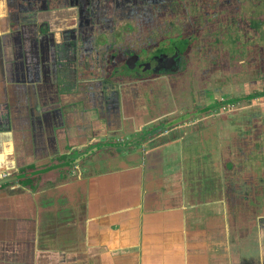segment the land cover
<instances>
[{
  "label": "crops",
  "instance_id": "0c3cea01",
  "mask_svg": "<svg viewBox=\"0 0 264 264\" xmlns=\"http://www.w3.org/2000/svg\"><path fill=\"white\" fill-rule=\"evenodd\" d=\"M7 11L0 0V180H10L0 186V264H264L261 195L231 224L217 168L203 174L195 171L201 165L143 144L97 148L108 119L59 102L64 89L57 88L52 63L44 72L32 61L16 65L3 39L20 28ZM254 22L264 89V11ZM35 78L51 84L53 103L32 93ZM259 105L263 114L264 96ZM263 121L255 147L261 180Z\"/></svg>",
  "mask_w": 264,
  "mask_h": 264
},
{
  "label": "flooded vegetation",
  "instance_id": "af4514ba",
  "mask_svg": "<svg viewBox=\"0 0 264 264\" xmlns=\"http://www.w3.org/2000/svg\"><path fill=\"white\" fill-rule=\"evenodd\" d=\"M58 1L59 0H5L6 11L8 9L10 10V13L7 11V14L13 17L12 19L15 21V24L20 28L18 36L5 35L3 39L5 48L13 47L16 65L32 61V63L40 65L42 72L48 67V63L55 65L56 74L54 79L57 88H59V91L64 89V94L61 95L58 101H62L63 105L68 106L73 112L85 109L87 113H95L108 119L109 126L106 131H102L105 140H103V142H96L97 145H103L105 142L107 143L106 145L123 142L138 145L141 142L144 146L146 144L145 147L147 149L158 147L164 149L166 155L175 152L176 155L174 159L179 163L183 161L184 163L187 162L188 165H194L193 159L196 157L197 164L195 165H199V167L200 165L202 166L201 169L196 167L197 172L200 171L203 174L208 173L209 175H214L216 173L215 166H218L215 163L217 162L215 160L216 155H207L209 152L205 153V155H201L200 152L192 155L191 152L189 153V150L191 151L194 146L205 142V139L200 137V135H205L209 127L208 125L214 126L215 132H217L218 135L221 126L222 131L224 130L222 138H225L224 146L226 149H223L222 155L218 153V155L222 157L218 158V161L221 166L224 188L226 192L229 193V198L231 195H234L239 199V201L237 200L239 203L240 201L246 202L244 200L245 198L248 199L247 202L253 200L254 194L248 198V195L246 196L242 193V188L247 187V181H245V175H243L244 171L252 169V163L249 164L245 157L246 144L249 138L246 139L243 135H249V132L246 130H250V128L253 129L254 141L252 150L254 152L253 155H255V161H258L255 147L259 144L258 140L260 136H257L256 133L260 120H264V113L262 114L259 107V99L264 96V89L261 87L259 77H251L244 81L232 79L233 81L231 83L229 82L231 85L228 83H222V85L216 84L220 87H214L215 85L213 82L212 85H209V82L206 86L204 85L202 88L198 87V89H196L194 98L190 94V100L192 101H190L189 107L192 106L193 101L201 100L203 95L204 98L212 99L213 97L217 98L221 96V100L232 101V99H224L226 94L230 93V88L239 92L247 87L249 93L242 94L240 100L243 102L253 100L254 107H252V109H246L245 115H241L238 121H234L233 118L227 119L226 121L224 120L223 113H229V111H214L207 107L204 108L205 110L199 112V114L204 113V116L209 115L213 118L216 115H222L220 121L216 122L212 119L203 122L193 121L191 119L196 117V115H191V112L185 109L182 115L179 114V117L172 121L159 123V116L156 122L153 123L154 125L151 124L148 129H145L144 126L141 125L133 134L127 137L115 132L121 129L114 128L111 121L119 119L120 99H122V97L123 100L132 107H134L135 103L141 101L136 90L140 83L149 82L156 78H179L178 76H184L187 72V68H190L192 64L198 66L200 63H193L192 56L197 55L203 48L195 47L196 50L194 51L191 45L198 37L204 36L209 39L213 37V41L209 44H214V50L216 49L218 52V54L216 53L217 55H214V53L208 51L207 48L205 56L208 58H206L207 61L205 63H202L204 67H206V70H204L205 72L214 73L215 76L221 74L220 76H222L221 78L224 80L223 69L225 68L227 69L229 67L231 69H236L238 67L241 69L246 68L247 70L251 68V61H253V59L257 61L255 58L259 56V50L258 47H256V42H259V37L255 33L257 25L254 22V17L256 14L263 13L264 0H208L209 2H207V0H177L179 4L175 3L172 4V6L165 5L163 8L164 11L161 9V12H163L162 15L164 16L161 23L170 27L177 26L179 34L174 35L173 40L175 41L181 38V41L183 40L184 43L182 42L183 44L180 43L179 45L175 44L176 42H171V39L163 38V41L156 42L157 45L152 51H150L149 48L147 51L135 50L132 44H130V33L127 28L121 32L111 30V32L108 33L111 35L110 39L108 41L103 40V32L91 29L93 25L85 18L79 20L77 17V19H75L81 22V26L80 24H76L78 25L77 28H73L75 25H65L64 28L57 29L55 16H59L58 12L63 14L73 8L79 15L81 8L82 13H86L83 6L84 2L88 3L89 6L95 5L93 8L94 10L100 3V1L97 2V0H79L80 2L76 0L74 6L71 7V0H60V3ZM117 1L119 2V0ZM23 3H26V5L23 6ZM208 10H210L209 13L207 12ZM29 11H31V13L29 16H26V12ZM127 12H130V9H127ZM50 16H52L53 25L49 23L51 22L49 19ZM209 16L211 17L209 18ZM53 30L54 32H52ZM206 45L208 46L207 43ZM159 47L162 48L158 49ZM204 50H206V48H204ZM253 56L255 58H252ZM214 66L219 67L217 71ZM33 70L34 68L32 71ZM233 76L237 77L236 74ZM35 80L36 83L32 87V93H37V95L38 93L41 94L43 97L41 101L45 100V102L49 103V101H51V103H53L55 95L50 97L47 95L48 89L51 88V84H48L46 80H42L41 82H38L36 78ZM147 92V96H149V93L155 91L147 90ZM250 92L253 94L251 95ZM160 95L165 99V92L161 91H157L154 98L158 99ZM141 96L143 98V95ZM147 96H145L144 100L146 99L148 103L149 100ZM58 101H56V103H58ZM169 101L170 99H165L163 103L167 104ZM182 102L185 101H181L180 98L177 97L175 100L173 99L171 106L165 107L162 110V117L167 116L168 113H172L174 109L178 110L177 104ZM173 103L176 107L172 106ZM222 103L223 102L218 104ZM213 104L214 103L211 104L212 107ZM42 105L43 102H41L40 105L38 104V107ZM187 114H189L190 120H188V118L184 120V117H188ZM42 124L44 126L45 122ZM171 125L174 127L170 129H175L177 131L171 132V130H168L169 127H172ZM184 126L186 127L185 131H180L181 129L179 128ZM158 128H166L167 130L165 129V132H158V135L150 136V133L158 130ZM233 128H235V130L232 131ZM169 131L173 136L170 139H165V136L170 133ZM234 136L241 139L242 137L244 138L243 142H234L236 144L234 147L236 148L229 145L231 141H235V139H232L235 138ZM155 138H158V141L152 143ZM151 143L153 144L152 147L147 146V144ZM123 146L124 145L117 149H123ZM235 149L238 150V159H233L236 162L229 164L230 158L233 156V150ZM84 151L83 153L85 155L86 151ZM108 151L111 150L108 149ZM203 157L207 159V164L202 161ZM227 158H229V163ZM241 162L243 163L242 166ZM168 164L171 165L170 162H168ZM213 165L214 169L212 167ZM24 175L25 174H23V176ZM254 176L255 182L253 181V175L250 177L246 176L248 179L251 178L255 183V187L252 184V191L253 187L255 191L258 188L262 190L264 188L263 178L262 180L260 179L259 172L257 174L256 170ZM4 179H8V177L4 176L1 180ZM239 181L240 184H237ZM243 181L245 182L244 185L242 183ZM21 182L26 183L27 179H23ZM6 184L7 183H4L0 186ZM239 190H241V192H239ZM231 200L230 198L229 210L232 224V219L234 218L233 214L237 213H235L236 206H231ZM233 235L234 233L231 232V237Z\"/></svg>",
  "mask_w": 264,
  "mask_h": 264
},
{
  "label": "rangeland",
  "instance_id": "374dc122",
  "mask_svg": "<svg viewBox=\"0 0 264 264\" xmlns=\"http://www.w3.org/2000/svg\"><path fill=\"white\" fill-rule=\"evenodd\" d=\"M71 0L70 4L71 7L74 6V3L76 0ZM79 1V0H78ZM99 6L95 7V10L93 9L95 5L89 6L88 3H83V6L85 8V12L86 13H82V8L80 11V14L78 15L77 12H75V9L71 8L70 11L68 12H64L63 14H60V12H58L59 16H55V22H57L56 24V28L60 29V28H64L65 25H75L73 28H77V26L80 24L81 26V22H78L77 17L80 19H87V21H89V23H91L93 25V27H91V29H94L95 31H102L103 35H102V39L103 40H109L111 35L108 34L109 32H111V30H117L119 32L126 30L125 28L128 29V32L130 33V44H132L133 48L137 51H147V49L149 48L150 51H152L155 47H156V42L159 41H163V38L165 39H171V42H176L175 44H179L180 43H184V41H181L180 39H176L175 41L173 40V36L174 35H178L179 31L177 30V26H165L161 23V21H163L164 16L162 15L163 12H161V9L163 10V8L166 6H172V4H179V2L177 0H119V2L117 0H97V2H99ZM60 3V0L58 1ZM80 2V1H79ZM207 2H209L207 0ZM57 3V2H55ZM39 4V3H36ZM95 4V3H94ZM26 3H23V6H25ZM127 6V7H126ZM34 7V6H33ZM32 7V8H33ZM127 9H130V12H127ZM164 11V10H163ZM204 11V10H203ZM210 10H208L207 12L209 13ZM154 12V13H153ZM31 13V11L26 12V16ZM63 15V16H61ZM52 16L49 17V19H51ZM211 16H209L210 18ZM78 24V25H76ZM63 26V27H62ZM110 35V36H109ZM113 35V34H112ZM178 38V37H177ZM213 41V37L212 38H206L204 36L202 37H198V39H196L191 45L194 49V51L196 50L195 47L197 48H203V50L201 52H199L197 55H193V63L196 62L197 64L200 63L198 66H194L192 64V66L190 68H187V72L184 74V76H178L179 78H156L152 81L149 82H144V83H140L137 86V92L139 94V98H141V101H138L137 103L134 104V107L130 106V104L126 103L122 99H120V112H119V119L117 120H113L112 122V126L114 128H119L121 130L115 131L118 132L120 134H123L124 136H129L130 134H133L135 132L136 129L139 128V126L143 125L145 129H148L150 127L151 124H153L154 122H156V120L158 119V117L160 116V120L158 119L159 123H163L164 121H172L176 118H178L179 114L182 115L185 112V109L189 110V112H191V115H196V117H193L191 120L193 121H199V122H203L205 120H214L216 122L220 121L222 115H216L214 118L212 116H204V113L199 114V112H201L202 110H205L204 108H209L212 109L214 111H218V110H226L229 111V113L225 112L224 114V120L226 121L227 119H231L233 118L234 121H238V118L241 115H245V110L246 109H252V107H254V103L253 100L249 101V102H243L241 101L240 97L242 94H247L249 93V89L246 87L245 89L240 90L239 92L236 91L235 89H231L230 93L226 94L224 99H232V101L228 100H221V96L220 97H213L212 99L209 98H204V95L202 96L203 98H201V100L199 99L198 101H193L192 102V106H190V100L191 96L190 94L193 96L196 95L195 91L196 89H198V87H203L204 85L206 86L209 82V85H212L214 83V87H216L217 85H222V83L226 84H230L233 80L232 79H239L241 81L247 80L251 77L254 78H258V75L260 73V71L257 69L256 70V65L257 63L255 62L256 60L253 59V61H251V65L248 70L245 69H241V68H236V69H231V68H225L223 69V75H224V80H222V76H220L221 74H218V76H215L214 73H208L205 72L204 70H206L204 67V64L207 61L206 58H208L207 56H205V52L207 51H212L214 53V55L218 52L215 49L214 50V44H209ZM182 43V44H183ZM206 43L208 44V46L206 45ZM231 46V45H230ZM162 47H159L158 49H160ZM164 48V47H163ZM204 48H206V50H204ZM202 53V54H201ZM216 54V55H217ZM220 54V53H219ZM211 58V57H210ZM252 58H255L254 56ZM111 59V57H110ZM255 59H259V58H255ZM211 60V59H210ZM264 61V58H263ZM220 62V61H219ZM258 62V60H257ZM214 68L216 69V71L218 70V66H214ZM215 71V70H214ZM115 74V72H114ZM234 74H236L235 77L233 76ZM215 77V79H214ZM213 82V83H212ZM230 82V83H229ZM255 82V81H254ZM259 83V82H256ZM217 84V85H216ZM231 85V84H230ZM220 87V86H217ZM149 91H155L157 93V91H161V92H165V99L169 100V102H167V104H164V100L161 95L160 98L155 99V92H151L149 93V96H147ZM226 93V92H225ZM163 94V93H162ZM250 94L252 95L253 93L250 92ZM143 95V98L142 96ZM145 96L148 97L149 102H146V99L144 100ZM177 98H180L181 101H185L182 102L180 104H177L178 110L174 109V111L172 113H168L167 116L162 117L163 115V109L165 107H170L172 104L173 99L175 100ZM194 100V99H193ZM162 101V102H161ZM222 104H218L221 103ZM175 102V101H174ZM213 104V107L211 106V104ZM209 104V105H208ZM173 107H176V105L173 103L172 105ZM183 106V107H182ZM172 107V108H173ZM211 107V108H210ZM177 110V111H176ZM182 110V111H181ZM198 112V113H197ZM189 114H187L188 116ZM211 115V114H210ZM228 115V116H227ZM204 117V118H201ZM230 117V118H229ZM121 118V121H120ZM163 118V119H161ZM188 118V117H184V120ZM247 119V118H246ZM157 122V123H158ZM173 124V123H172ZM154 125V124H153ZM172 127H169L168 130H171L170 128H173L174 126L171 125ZM208 129L207 132L204 134H201L200 137L205 139V142L203 144H199L197 146H194L191 150L192 155H195L196 153L200 152L201 155H205V153L209 152V154L207 155H216L215 156V160L217 162H215L218 166L215 167V169L217 168L219 170V172H221V166L219 165V161L218 158H222L221 156L218 155V153H220L222 155L223 153V149L225 150L226 147L224 146L225 143V138L223 139L222 136L224 134V130L222 131V128L220 126L219 128V135L217 134V132H215V128L214 126L208 125ZM163 128V127H162ZM162 128H158V130L151 132L150 136H154V135H158V132H165V129ZM185 126L181 129L180 131H185ZM164 130V131H163ZM167 130V129H166ZM235 130V128L232 129V131ZM177 130H171V132H175ZM247 132H249V135L244 134L243 137L245 136L246 139L249 138V141L247 142V146L245 149V154H246V158H247V162L250 164L252 163V169L250 170H245L244 174L245 175V181H247V187L246 188H242V193L245 194L246 196L248 195L250 198L251 196H253L254 194V198L259 197L260 195L262 196V198H264V188L261 190V188H258L256 191L254 189L255 187V170L258 168L257 166V161L255 162V155L253 152V129L250 128V130H246ZM170 132V131H169ZM168 133L165 136V139H170L173 134L172 133ZM181 132V133H183ZM213 132V133H212ZM245 133V132H244ZM235 137V136H234ZM232 138L233 140L235 139V141H231L230 142V146L234 147L236 144V142H243V138ZM148 138V137H147ZM146 139V138H145ZM203 139V140H204ZM240 139V140H239ZM144 140V139H143ZM202 140V139H200ZM156 141H158V138H155L153 140L152 143H155ZM235 142V143H234ZM125 143V142H124ZM147 144V146L152 147L153 144ZM141 144V142H140ZM138 144V145H140ZM138 145H132L131 148L134 149L135 147H137ZM146 146V144H145ZM236 148V147H234ZM122 150V149H120ZM160 151H165L164 149H160ZM237 149L233 150V156L230 158V163H229V158L228 159V163L229 164H233L234 162H236L233 159H238L237 157ZM252 158H253V162H252ZM193 164H197V158L195 157L193 159ZM205 164H207V159L205 157H203L202 160ZM242 162H241V166H242ZM207 168V167H206ZM197 169V168H196ZM197 171V170H195ZM253 175V181L251 180V178H247L250 177L251 175ZM247 176V177H246ZM243 185L245 184V182H242ZM237 184H240V181L237 182ZM252 184H253V191H252ZM264 184V182H263ZM242 185V184H241ZM251 191V192H250ZM239 192H241V190H239ZM238 192V193H239ZM230 198L231 200V206L235 207V213L241 211V209L244 208L245 211H248L249 208L247 206L248 205V199L245 198L244 200L246 202H238L239 199H237L234 195H231ZM236 198V199H235ZM238 200V201H237ZM264 207V206H263ZM244 216V215H243ZM233 217L236 218V221H238L240 219V221L242 220V215L240 217V215L238 214H233ZM232 219L235 220V219ZM244 220V219H243ZM245 227H249L251 225V222L248 219H245L244 221ZM250 228V227H249ZM248 230V229H246ZM250 232V230H249Z\"/></svg>",
  "mask_w": 264,
  "mask_h": 264
},
{
  "label": "water",
  "instance_id": "95a60500",
  "mask_svg": "<svg viewBox=\"0 0 264 264\" xmlns=\"http://www.w3.org/2000/svg\"><path fill=\"white\" fill-rule=\"evenodd\" d=\"M122 145H124L123 146V149H122V150H124V149L130 148L133 144H128V143H124V142L123 143H116V144H113V145L103 144V145H99L97 148H99V147L100 148H107V147L119 148ZM97 148H94V149L96 150ZM94 149L92 148L91 150L87 151V153L84 155V157H87L88 155H90V153L92 154V152H93ZM9 181H10L9 179L1 180L0 181V185H2L4 183H8Z\"/></svg>",
  "mask_w": 264,
  "mask_h": 264
}]
</instances>
